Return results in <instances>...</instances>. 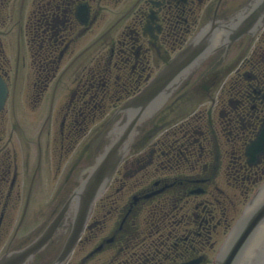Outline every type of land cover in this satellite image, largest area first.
<instances>
[{"label":"flooded vegetation","instance_id":"af4514ba","mask_svg":"<svg viewBox=\"0 0 264 264\" xmlns=\"http://www.w3.org/2000/svg\"><path fill=\"white\" fill-rule=\"evenodd\" d=\"M242 1L0 0V255L54 218L86 165L84 139ZM223 53L143 128L69 255L70 229L31 264H212L264 181V150L251 149L264 138V25L204 76Z\"/></svg>","mask_w":264,"mask_h":264},{"label":"water","instance_id":"95a60500","mask_svg":"<svg viewBox=\"0 0 264 264\" xmlns=\"http://www.w3.org/2000/svg\"><path fill=\"white\" fill-rule=\"evenodd\" d=\"M263 25L264 0H248L231 14L211 19L188 46L139 94L124 103L105 125L106 130L99 134L93 162L82 170L60 211L46 229L28 245L1 257L0 264H30L59 234L70 229L60 257L66 258L87 223L94 202L131 152L146 122L165 106L210 55L225 50V58L234 42L245 35L253 37ZM5 96L6 88L0 80V109ZM215 264H264V184L253 195L229 233Z\"/></svg>","mask_w":264,"mask_h":264},{"label":"rangeland","instance_id":"374dc122","mask_svg":"<svg viewBox=\"0 0 264 264\" xmlns=\"http://www.w3.org/2000/svg\"><path fill=\"white\" fill-rule=\"evenodd\" d=\"M87 138H88V140L85 138L84 139V142L85 141H88V142H86V145H88L89 146V144L91 145V140L94 138V136H90V135H88L87 136ZM83 142V143H84ZM94 145H96V143H95V141H94ZM94 145H91V147L93 148V147H95ZM87 149H88V147L86 148V151H87ZM91 148H89V150H90ZM86 153V152H85ZM89 153H90V151H89ZM89 153L88 154H86V156H87V161H88V163H89V161L91 160L90 159V155H89ZM66 164H68V162L66 163ZM227 185V184H226ZM226 185L224 184L223 186L224 187H226ZM51 186V185H50ZM227 187H228V185H227ZM223 188V187H222ZM224 189H226L227 190V188H224ZM53 191H54V188H53V186H51L50 187V193L53 195ZM49 194V193H48ZM46 195V197H48L47 199H49L50 197H52L51 196V194H49V195ZM47 199L44 201V202H46L47 201ZM43 202V203H44ZM55 202V201H54ZM51 206H53L52 204H51V202L49 203V204H43L42 205V208H41V212H40V214L39 215H37L36 217H37V223L38 224H40L44 219H46L47 217H46V215L49 213V211L51 210ZM29 226H30V223H29ZM30 230H28L27 232H29Z\"/></svg>","mask_w":264,"mask_h":264}]
</instances>
